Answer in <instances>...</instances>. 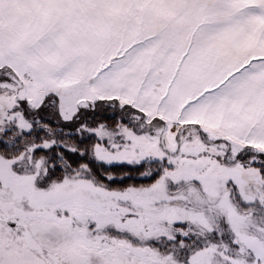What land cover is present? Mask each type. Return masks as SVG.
<instances>
[{
    "label": "snow or ice",
    "instance_id": "snow-or-ice-1",
    "mask_svg": "<svg viewBox=\"0 0 264 264\" xmlns=\"http://www.w3.org/2000/svg\"><path fill=\"white\" fill-rule=\"evenodd\" d=\"M0 264H264V0H0Z\"/></svg>",
    "mask_w": 264,
    "mask_h": 264
}]
</instances>
